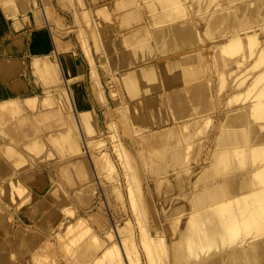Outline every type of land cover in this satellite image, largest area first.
<instances>
[{
	"label": "bare ground",
	"instance_id": "bare-ground-1",
	"mask_svg": "<svg viewBox=\"0 0 264 264\" xmlns=\"http://www.w3.org/2000/svg\"><path fill=\"white\" fill-rule=\"evenodd\" d=\"M122 1L125 2L126 0ZM122 1H117V9L119 12L126 14L122 15L123 21L126 28H131L130 33H128L129 36L122 38L123 41L127 42L126 44L130 45L131 57L135 59V62L140 61L138 51L134 48V45L145 42V37L143 38L144 41L138 40L139 38L142 39V36H146L149 43L154 44H150L151 46L148 45V47L145 43L143 44L150 55L156 56L158 52L161 53L160 55L163 54L162 58L160 56L158 59L155 58L154 63V58L153 60L151 58L152 65L148 62L149 65H146L148 64L146 63V66L138 68L136 65L135 68L121 70L123 71L121 72L123 74L121 82L130 92L131 97L143 106V110L144 108L147 110V115L150 107H157V110L152 112L151 117H154L158 123H167L153 130L149 128L150 122L144 112L133 113L132 119L136 128L135 138H140L145 147L142 157L148 162L147 165L150 164L149 159H151V169H154L155 172H162L163 179L158 182L155 181L154 187L157 193L162 196L160 198V201L163 202L161 209L168 210V212L174 211L177 214L185 211L189 212V215L186 212L183 215L185 218L184 224L179 229H173L171 232L173 251L169 252L166 247H164V249L166 248L165 251L158 249L157 242L153 240L152 234H148L147 247L151 251V259L155 260V264H166L165 252L166 255H170L169 257L173 256L177 262L185 259L184 254L186 252L190 257L196 259L205 252V254L212 253L210 258L200 260L197 264H264V84L256 83L260 82V78L263 77L264 79V68L263 70L261 68L262 71L258 72L259 75H256L254 80L251 78L252 82H246L244 85L243 91H250L252 85L256 89L255 92L253 91L254 93H251L250 102L230 109L225 118V123L214 128V137H212V133L207 135L206 138L212 140L213 143H204L201 142V139L198 140L197 156H191L192 158L189 157V160L199 162L205 152L207 163L204 162L194 169L190 162H186L187 157L185 156L187 154L184 153L186 149L182 148L183 142L193 140L195 136L193 126L188 133L183 132L184 128L189 129V122L193 120L200 121L215 96L213 88L210 87V83L214 82L213 75L215 72L212 71L215 67L221 76V89L219 90H222V85L224 88V84H227V81L229 82L228 77L226 78V75L221 73L225 66L232 68L238 67L239 64V66H242L241 64L253 52L260 56V60L262 59L261 56L264 55V0H217L214 5L215 0H192L196 4L193 12L187 11L186 3L188 2L185 0H151V2L147 0V8L154 6L157 9H155L156 13L154 15L152 13L154 25H156V28L152 31L148 28L145 29L146 25V27L143 26L144 28L140 27L139 30L134 28L132 22L139 23L143 21V13L134 7L137 4L136 0H127L125 3H121ZM219 5L222 6L220 9L217 8ZM133 9L137 10L133 11ZM98 12L104 16L107 13L102 6L98 8ZM46 15L48 20V13ZM200 23L204 27L203 30L199 31ZM205 35L210 40L205 39ZM52 38L53 51L50 54L56 55L57 64L50 60L48 52H44V55H37L36 60H43L40 74L46 84L55 83L60 88V93H64L73 125L76 126L82 139L89 138L87 143L93 149L94 146L102 142L100 141L102 139L98 129L93 123L94 113L88 100H85L82 91V96L79 97L76 86L73 84L74 81L71 80L76 71H79L80 66L77 64V59L68 50L62 49L60 51L54 35H52ZM207 41H210V45L206 44ZM259 42L261 47L254 50L253 45L255 43L258 45ZM137 46L139 48V45ZM210 48H213V53L211 59H208L207 53ZM241 51V56L237 58L229 57ZM186 52H189V54L185 55ZM122 54L119 61L127 65L125 64V61L127 63V57L124 56V53ZM141 54H143V51H141ZM226 54H229V56ZM148 58L149 56L144 57V59ZM2 62L0 61V73L2 75L9 77V75L18 73L20 67L17 66L15 59L4 58ZM256 62H258V59ZM254 64L256 65V63ZM261 64L258 63L259 66ZM257 68L259 69V67ZM233 72H231V75ZM237 81V87L244 84L239 83L240 80ZM22 83L24 81L21 78L14 82L16 85ZM164 89H167L164 96H148L151 93L164 91ZM234 89L236 90V85L230 87L229 91L232 92ZM10 91H13L12 88L9 89V93ZM46 94H49L48 97H45L46 100L52 101L54 99L51 93ZM36 95L35 91L28 94L26 104L34 106L35 104L30 103L29 100L31 101ZM144 95H147V98L144 99ZM237 95L234 93L231 96L230 94L229 98H233V102H237V100H234V96ZM239 95L241 96V94ZM240 96H238V99ZM14 99L16 98L10 97L11 103H7L9 105L16 103ZM251 99L253 100L251 101ZM244 100L245 98H243ZM230 102L228 103L231 104ZM3 104L1 107H5ZM214 107L217 109L219 106L214 103ZM168 109H172L175 119L178 121L177 123L169 119ZM48 111L45 110L44 112L48 113ZM188 117L194 119H188ZM164 118L168 120H163ZM4 124H1L2 129L7 128L5 131L12 133V126L9 127V124L6 123L7 126L4 127ZM203 124L201 125L203 126ZM198 128H200V124ZM63 129L64 142H71L75 139L74 133L67 135L69 133L67 125ZM197 132L200 134L203 130L200 132L199 129ZM43 141L45 142V140ZM114 145H116L114 147H118L119 144ZM207 147L209 149L205 151ZM119 150H122V148L120 147ZM94 151L91 150L93 154L96 153ZM20 152L21 149L17 151L10 148L4 152L3 156L13 157ZM106 152V150H102L96 154V158L100 160V164L98 162L97 164L101 168L100 170L99 166L96 165L97 171L96 168L92 170V166L87 161L88 159L76 156H84V151L68 152L69 159L65 162L67 173L65 179L70 184L78 177L81 178L82 186L76 194V199L82 205L90 202L92 204L93 199L96 205L98 203V201L96 202L97 199L102 201L98 204H102V208L103 205L107 206L113 203L109 200L110 192L108 189L110 185L104 181V175L112 176V180H116L117 176H115L114 163ZM123 155L125 157H121L124 159L123 164L126 167L133 168L129 155L127 153ZM10 162L11 160L3 161V159H0L2 168L7 172L11 169ZM173 170H175V173H172ZM16 175V173L12 175L13 178L11 179H3L5 180L3 187H6L7 183L12 180L30 181L36 179L33 175L20 178H17ZM130 177L135 183H139V176L135 175V170L130 173ZM41 180L39 182V188L42 189L40 197L34 196L33 199H29V210L23 211L25 212L24 222L22 221L25 224L23 225L24 228L33 225L34 216H30V214L36 212L35 206L42 212L40 222L45 223L47 226L45 218H47L51 201L61 199L63 203L65 202L64 198L61 196L56 198L51 190L47 188L49 181L43 173ZM134 184L132 186L136 189L137 184L135 186ZM115 185L111 188L118 194L117 200H123L120 190L118 191L117 185ZM135 192V202L138 204L136 210L142 212L143 202L140 193L137 189ZM107 199L108 202L106 203ZM72 203L74 204L73 201ZM4 230H7V227L0 221V231L4 232ZM114 230L115 232L107 231V236L110 238L109 242L101 243L94 252L91 251L89 264H139L137 256L132 253L134 248L132 247V249L129 245V237L117 236L116 230L120 232L118 227ZM39 233H44V231L40 230ZM58 237L63 252L68 247L73 246H69V240L75 243L80 240L78 253L90 251V240L100 241L99 236L93 232V227L87 221V218L82 216H78L73 223L67 225L62 232L58 233ZM29 238H32L31 235ZM165 242L164 240V244ZM56 250L57 248L54 247V242L50 236H41L40 234L39 264H48L49 257L52 256V252L54 255ZM0 252L6 257L7 254L4 249L0 248ZM52 259L55 261L53 256ZM0 264H3L1 259Z\"/></svg>",
	"mask_w": 264,
	"mask_h": 264
},
{
	"label": "rangeland",
	"instance_id": "rangeland-1",
	"mask_svg": "<svg viewBox=\"0 0 264 264\" xmlns=\"http://www.w3.org/2000/svg\"><path fill=\"white\" fill-rule=\"evenodd\" d=\"M117 1L118 0H8L7 2V0H0V61L2 62L4 58L15 59L17 66L20 67L16 75L12 74L7 77L0 73V159H3V161L11 160V164L9 163L11 169L8 172L2 168V164L0 163V221L7 227V230H4V232L0 231V248L4 249L7 254L5 257L4 254L0 252V259L3 264H39L38 251L40 234L41 236H50L54 242V247L57 248V250L54 251V255L52 252L55 261H53L52 256H50L48 264H89L91 251L94 252L101 243L109 242L110 238L107 236V231L115 232L114 229L116 227L120 229V232L116 230L117 236L122 235L129 237V245L131 248H134L132 253L134 256H137L136 258L139 264H155V260L151 259V251L147 247L149 242L148 234H152L153 240L157 242L158 249L165 251L166 248H168L169 252L173 251L171 232L173 229H179L184 224L185 218L183 215L185 212L189 215L188 211L177 214V212L174 211L168 212V210L161 209L163 202L160 201V198H162V196L157 193L154 187L156 184L155 181L158 182L163 179L162 172H155L154 169H151V159H149V165H147L148 162L143 159L142 153L145 147L140 138H135L136 128L132 119L133 113L144 112V114H146L147 110L145 108L143 110V106L139 105L133 97H131L130 92L121 82L123 76V74H121L123 71L121 70H125V68H135L136 65L138 68L140 66L149 65V63L152 65L153 58L154 63L159 56L162 58L163 54L160 55L161 53H157L156 51V56L152 53V55H150L146 47L153 43H149V39H147L146 36H142V39L139 38L138 40L144 41L145 39L144 43L147 46L144 47V43L134 45V48L138 51V57H140V61L135 62V59L131 57L132 54L129 50L130 45L126 44L127 42L122 39L123 37L127 38L129 36L128 33H130L131 28H126V24L122 18V15L126 14L118 11ZM136 1L137 4H135L134 7L143 13L144 19L139 23L132 22L134 28L139 30L140 27L147 26L145 29L154 30L156 25H154L153 15L156 13L157 9L154 8V6H149L147 8V0ZM185 1L188 2H185L187 11L193 12L194 5L196 4H194L192 0ZM216 1L217 0H215L213 5ZM125 2L122 1L121 3ZM148 2H151V0H148ZM101 6L106 9L107 13L105 16L98 12V8ZM221 7L222 6L219 5L217 8L220 9ZM137 9H133V11ZM153 10H155V12H153ZM46 13H48V20ZM121 19L124 24L121 22ZM203 27L204 25L200 23L199 31L203 30ZM52 35L56 38L60 51L62 49L68 50L79 62H77L80 66L79 71H76L71 80L74 81L73 84L76 86L79 97L82 96V91L85 100H88L94 113L93 123L98 129L102 139L100 141L102 142L94 146L95 148L93 147V149H91L87 143L89 138H86V140L82 139L76 126L73 125L72 117L69 116L68 112L69 105L66 96L63 95L64 93H60L61 90H59L60 88L57 84H46L40 74L41 62H43V60H41L42 58L40 59L41 61L36 60L35 57L37 55H44V52L50 54L53 51L51 45L53 40ZM205 39L210 40L206 35ZM260 42L258 45H256L257 43L253 45L254 50L255 48L258 50V48L261 47ZM206 44L210 45V41H207ZM137 45H139V48ZM43 47H45L44 49H46V51H44ZM245 50L244 48V51ZM141 51H143V54H141ZM212 51L213 48H210L207 53L208 59H211ZM122 53L127 57V63L125 61L127 65L119 61L121 60V55H123ZM184 54H189V52ZM142 55L144 57L149 56V58L144 59ZM233 55L234 54L229 56L228 54L227 56L237 58L242 55V51L236 53L234 57ZM251 55L248 59H245L244 63L242 62V66H239V64L238 67L235 66V68L230 66L224 67L221 73H224L226 78L228 77L229 82L227 81V84H224V88L222 85V90H219L221 89L220 85L222 80L216 67L212 71L215 72L213 75L214 82L210 83V87L213 88L215 96L211 101L210 107L203 117L200 118V121L193 120L189 122L190 128H184L183 131L186 133L190 132L192 126L195 129L194 139L186 140L182 143V148L186 149V152L184 151V153L187 154L185 156L187 157L186 162H190L194 169L198 168L204 162L207 163L205 152L202 154V158L199 162L189 160V157L192 158L191 156H197L196 152L198 151L199 139L204 143H213L211 142L212 140L206 138L207 135L212 133V137H214V128L225 123L228 111L234 107L250 102L251 93L256 91L253 85L250 91L245 90L247 93L243 91V88L246 82H252L255 76L259 75L258 72L260 73L263 70L264 55L261 56L262 61L256 52H253ZM55 56V54H50V60L54 64H57ZM138 57L136 58L137 60ZM256 57L258 62H256ZM260 62H263V64ZM254 63H256V65ZM258 63L261 65L259 66ZM256 67H259V69H256ZM232 71L234 72L231 75ZM240 71L241 73H239ZM18 78H21L24 83L20 85L14 84ZM251 78L253 80H251ZM237 80H240L239 83L242 82L244 84L237 87ZM263 82L264 79L262 77L260 78V82L256 83L264 84ZM235 85L236 90L234 89L230 92V87L232 88ZM10 88H12L13 91L9 93ZM33 91H35L37 95L31 99V101L29 100V102L35 105L30 106L26 104V96L30 93L32 94ZM166 91L167 89H164V91L151 93L148 96L161 97V95H165L164 93H166ZM46 93H51L54 99H52V101L46 100L45 97L49 96V94ZM234 93L236 95L238 94L234 96V100H237V102H233L232 97V99L229 98L230 94L232 96ZM239 94H241V96ZM146 96L147 95L143 96L144 99L147 98ZM238 96H240L239 99ZM10 97L16 98L14 99L16 101V103L14 102L15 105L14 103L9 105L11 103ZM61 97L65 98L62 99ZM243 98H245L244 101ZM252 100L253 99H251V101ZM2 103H4L3 105H5V107H1ZM214 103L219 106L217 109L214 107ZM55 108L58 109L56 110ZM45 110H49L48 113H45ZM154 110H157V107H150L149 113L146 115L147 120L150 122L149 128L156 130L167 123H158L154 117H151ZM50 111L56 112L52 113ZM49 114L51 115L48 117ZM168 114L172 122H178L175 119V114L172 109H168ZM188 119L194 118L188 117ZM163 120L168 119L164 118ZM4 123L9 124V127L12 126V133H8L7 130L5 131L7 128L2 129ZM202 123H204L203 126L201 125ZM5 124L4 127L7 126ZM199 124L200 128H198ZM66 125L69 128V133H67V135L74 133V136H76L71 142H64L65 139L62 137L64 136L63 128H66ZM199 129L200 132L203 130V132H201L203 136L200 135L201 133L199 134L197 132ZM43 140H45V142ZM187 142L188 144H186ZM116 143L119 144V148L114 147ZM187 145H189L188 148H186ZM120 147L122 150H119ZM10 148L17 151L21 149V152L13 157L3 156L4 152ZM208 149L209 147L205 148V151ZM75 150L84 151V156H76L83 157L86 160L88 159L87 161L92 166V170L96 168V171L97 166H99L97 162L100 164V160L96 158V154L102 150L107 151L106 154L113 161L115 176H117L116 180H112V176L108 174L104 175V181L110 185L108 190L110 192L109 200L113 202L112 205H103L102 208V204L98 205L102 201L96 198V202L98 201L97 205L93 199L92 204L91 202L84 203V205H87L84 206L76 199V194L82 186L81 178L78 177L70 184L69 181L65 179L67 176L65 162L69 159V153ZM91 150H95L94 152L96 153L93 154ZM123 152L125 155L126 153L129 155V160H132L133 168L129 166L126 167L123 164L124 159L122 158H125ZM119 153H123L122 156L121 154L119 155ZM13 170L14 172H12ZM133 170H135V175L137 177L139 176V183H135L130 177V173H132ZM15 173L17 174V178L33 175L36 179L30 181L12 180L13 182L11 181L7 183L6 187H3L5 183L3 179L13 178L12 175ZM42 173L48 178L49 184L47 188L51 190L56 198L60 196L64 198L65 202L63 203L61 199H57L58 202L51 201L47 212L48 215L46 216L47 218H45L47 226L45 223L40 222L42 212L35 206L36 212L30 214V216H34V223L24 228L25 226L23 225L25 224H23V222L25 212L23 211L29 210L28 203H30L31 198L33 199L34 196H39L42 193V189L39 188V182L42 181ZM172 173H175V170H173ZM101 178L103 179V177ZM112 184L117 185L115 186L118 188V191L120 190L119 192H121L120 194H122L123 200H117L118 194L111 188L113 186ZM132 184H134V186L136 184L138 185V187L136 185V189L139 191L143 202L142 212L136 210V208L138 209V204L135 202L136 189L133 188ZM105 202L107 203L108 199ZM78 216L87 218V221H89L93 227V232L99 236L100 241L90 240V251L78 253L77 250H79L80 240L76 243L69 240V246H73H70L71 248L68 247L67 249L69 250L65 249L63 252L60 247L61 241L59 242L58 233L62 232L67 225L73 223ZM40 230H43L44 233H39ZM30 235L32 237L31 239L29 238ZM163 237L165 238L163 239ZM164 240L166 241L165 244ZM164 247L166 248L164 249ZM203 253L201 257L196 259L190 257L188 252H186L184 254L185 259L177 262L174 260L173 256L169 257L170 255H166L165 252V256L167 257L165 263L197 264L200 260H208L212 254Z\"/></svg>",
	"mask_w": 264,
	"mask_h": 264
}]
</instances>
